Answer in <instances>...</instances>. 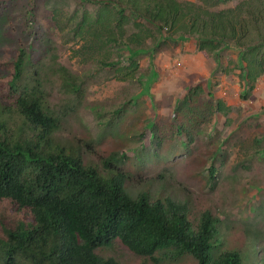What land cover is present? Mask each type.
Here are the masks:
<instances>
[{
  "label": "rangeland",
  "instance_id": "374dc122",
  "mask_svg": "<svg viewBox=\"0 0 264 264\" xmlns=\"http://www.w3.org/2000/svg\"><path fill=\"white\" fill-rule=\"evenodd\" d=\"M103 1L0 0V104L12 103L7 81L24 48L31 65L26 72L37 69L61 119L54 135L60 144L78 147L84 163L98 169L109 156L124 155L119 167L131 197L147 192L152 200L185 202L189 219L210 212L219 220L223 250L236 247L242 264H264V75L250 90L240 78L237 50L220 52L217 63L197 51L194 40L167 41L163 31L133 59V77L121 79L84 58L77 51L83 40L72 32ZM100 55L118 67L131 63L123 47L104 48ZM64 73L78 93L62 87ZM218 102L221 109L209 111ZM98 253L118 264H152L117 241ZM170 264L196 262L185 256Z\"/></svg>",
  "mask_w": 264,
  "mask_h": 264
},
{
  "label": "trees",
  "instance_id": "16d2710c",
  "mask_svg": "<svg viewBox=\"0 0 264 264\" xmlns=\"http://www.w3.org/2000/svg\"><path fill=\"white\" fill-rule=\"evenodd\" d=\"M100 8L85 13L72 31L83 40L77 51L121 79L133 77V59L163 31L167 41L194 40L197 51L217 63L220 52L237 50L240 78L250 90L264 75V0H105ZM107 47L127 49L130 65L118 67L108 54L101 56ZM29 66L19 48L6 87L12 103L0 104V264H118L98 253L113 241L152 264L185 256L196 264H242L236 247L222 249L219 220L210 212L189 219L185 202L152 200L147 192L131 197L119 167L124 155L109 156L98 169L84 163L78 147L60 144L54 135L61 119L37 69L26 72ZM61 76L62 87L78 93L72 76ZM221 107L218 102L209 111ZM184 129L181 124L178 132Z\"/></svg>",
  "mask_w": 264,
  "mask_h": 264
}]
</instances>
